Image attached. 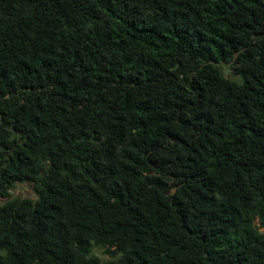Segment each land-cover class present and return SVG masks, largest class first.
Returning <instances> with one entry per match:
<instances>
[{"label":"trees","instance_id":"obj_1","mask_svg":"<svg viewBox=\"0 0 264 264\" xmlns=\"http://www.w3.org/2000/svg\"><path fill=\"white\" fill-rule=\"evenodd\" d=\"M0 264H264V0H0Z\"/></svg>","mask_w":264,"mask_h":264},{"label":"rangeland","instance_id":"obj_2","mask_svg":"<svg viewBox=\"0 0 264 264\" xmlns=\"http://www.w3.org/2000/svg\"><path fill=\"white\" fill-rule=\"evenodd\" d=\"M29 188L27 187V186H18L16 189H14V190H12L11 191V194H12V196H14V195H19V196H24V195H28L29 194ZM93 253L95 254V255H97L99 258H105V256L104 255H102V254H100V250L99 249H97V248H95L94 250H93Z\"/></svg>","mask_w":264,"mask_h":264}]
</instances>
